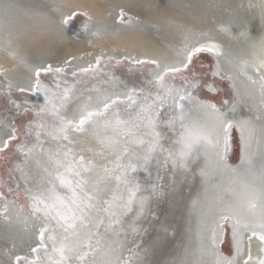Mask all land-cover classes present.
Listing matches in <instances>:
<instances>
[{
  "label": "snow or ice",
  "instance_id": "snow-or-ice-1",
  "mask_svg": "<svg viewBox=\"0 0 264 264\" xmlns=\"http://www.w3.org/2000/svg\"><path fill=\"white\" fill-rule=\"evenodd\" d=\"M0 7L7 17L17 5L6 0ZM67 22L68 19H65L64 23ZM205 52L216 56L219 70L220 58L224 54L220 46L211 41L186 45L179 66L161 65L155 60H134V64L154 66L153 79L150 81L156 86L154 91L145 93L143 89L132 88L123 94V99L106 95L96 106H92V96L89 95L71 117L67 113L76 94L74 86H68L67 80L60 75L65 69L48 65L34 70L35 82L30 78L27 86L19 88V91L24 93L34 89L37 94L43 92L44 104L31 106L27 101L12 103L17 109L23 107L25 112H35V116L41 119L37 125L40 131L33 126L35 122L30 120L29 134L35 132L38 144L42 134L51 137L56 141L57 149L48 154L54 167L51 170L45 169L46 180L35 189H26L32 201V235L37 237L36 246H29V252L43 251L44 256L30 260L27 255H16L15 264H132L118 254L122 245L116 242L101 243L109 234L117 237L121 235L120 229L129 214H135L132 224L136 225L146 212V198L137 196L141 187L130 173L141 167L147 170L155 161L162 167L183 169L195 175V168L190 165L196 159L201 142L216 150L214 171L227 170L224 166L232 144L233 128L240 130L241 141L244 138V125L235 121L236 103L233 102L232 110L228 111L227 100L219 108L216 104L197 102V111L202 115L198 131L186 122L185 106L182 103L185 100L195 101L189 89L202 91L213 88L215 81L209 83L194 71L197 56ZM100 62L101 58L97 57V68ZM248 70H251V74ZM78 71L87 74L93 68L89 64ZM42 72L53 77L47 86L39 79ZM185 72L189 76H184ZM217 74L218 71L213 75ZM242 74L247 86L258 91L264 103V56L259 61H243ZM176 75L182 76L180 89H174L167 83L174 80ZM72 76L77 77L78 72L73 71ZM228 79L233 78L229 76ZM123 102L127 103V108L122 116L116 106ZM43 117L51 120L50 126L43 123ZM217 124L223 136L214 143L207 129ZM5 127L9 130L0 136V145L7 149L17 139V129L14 124ZM99 129L109 135L101 138ZM89 132L102 145V149L99 153L91 148L86 151L104 156V150H110L114 156V159L108 161L111 167L107 164L97 166L94 160L84 155L85 150H77V141L73 135ZM168 133L174 136L170 137ZM253 135L254 129L250 130L249 137ZM167 141L170 143L165 147ZM133 144L139 145L142 150L136 151L131 147ZM20 147L23 150L24 145ZM41 151H44L43 147ZM207 175L202 169L201 176ZM3 218L8 219L6 206ZM218 220L220 232L217 233L215 227L210 230L205 248L208 259L203 264H253L254 240L258 241L259 252L264 253V173L259 187L255 183L245 185L239 199L230 198L223 202ZM229 226L230 240L227 239ZM132 230L136 231L137 228L133 226ZM221 244H227V248L221 250ZM225 251L229 254L225 255ZM258 264H264V258L259 259Z\"/></svg>",
  "mask_w": 264,
  "mask_h": 264
},
{
  "label": "bare ground",
  "instance_id": "bare-ground-1",
  "mask_svg": "<svg viewBox=\"0 0 264 264\" xmlns=\"http://www.w3.org/2000/svg\"><path fill=\"white\" fill-rule=\"evenodd\" d=\"M226 1L235 9H239L245 0ZM11 2H14L17 7L9 12L7 17L0 10V72L16 89L26 87L30 78L34 77V70L38 67H47L48 65L55 68L63 67L67 73H70L81 67H88L89 64L93 65L97 53H105L112 58L124 57L132 65H134V60L147 59L158 61L161 65L179 66L186 45L197 41H211L218 44L224 55L220 58L219 70L215 64L213 73L218 71V77L226 79L232 86L233 101L228 103L226 110L231 111L233 102H235L237 105L235 121L244 125V138L241 141L243 145V149H241L242 158L236 165L227 162L224 166L227 170L222 171L224 174L212 181L210 177L217 173L214 171L217 159L216 150L203 142L198 145L199 152L190 165V167L195 168V175L190 171L180 169L183 175L188 173L193 180L186 206L185 226L190 223L196 213L194 205H199L197 198L208 186L215 188L212 194L214 200L222 202L226 198L228 182L230 181L226 172L234 170L236 179L239 171L255 159L256 147L264 123V109L256 105L255 93L245 85L242 79V59L237 60L238 57L236 58V56L238 55H234L230 46L227 45V41L221 38L220 29L225 30L220 22H217L212 29L176 0H11ZM262 3L264 6V0ZM122 10L127 13L129 20L119 23L117 18ZM76 11L89 16L90 25L86 33L84 32L85 34L72 31L64 23L65 18ZM249 45L254 49L253 43ZM258 52V59L260 60L261 56H264V37L261 39ZM212 56L215 57L216 62V56L213 54ZM230 58L232 59L231 63L228 61ZM154 70V66L146 69L149 84H152L150 81L153 79ZM111 73L106 69L103 75L98 76L99 81H95V78L98 79L96 74L88 86L70 102L67 113L69 117L77 111L79 105L84 103L89 95L92 96V106H96L103 96L112 95L114 98L121 97L123 99V94L130 89L139 90L142 87L139 86L137 80L133 81L135 78L130 80ZM229 76L233 79H228ZM32 82H35L34 78ZM167 83H170L174 89H180L182 85H175L170 81ZM233 84H235V88H233ZM217 90L219 89L217 88ZM210 91H215L214 86ZM181 94L183 93L181 92ZM192 95L195 101H189L187 105L186 122L198 131L202 115L198 113L196 103L213 104V101L204 100L197 90H192ZM242 103L246 107H243ZM122 104L124 107L126 106L120 109L123 116L127 103L123 102ZM9 119L6 118L0 122V136L9 130L8 127H5L11 126ZM252 129H254V135L250 138L249 132ZM98 131L101 138L109 135L103 129ZM207 131L214 143L223 136V133L219 131L218 124L209 127ZM239 133L241 138L240 130ZM73 139L77 141V150H85L84 155L88 159L94 160L97 166L106 164L109 167L112 166L108 163L109 160L114 159L110 150L105 149L104 156L94 155L93 152L86 151L91 148L99 153L102 149V145L93 138L91 132L73 135ZM41 147L44 149L43 152ZM131 147L136 151L142 150L136 144L131 145ZM165 147H167L166 142ZM31 149L33 151H27V160L33 164L30 166V171L22 170L21 175L23 180H30L35 189L36 186L46 180L45 169L51 170L54 167L49 161L48 154L57 149V143L51 137L42 134L39 144L37 143L36 147ZM164 168L153 161L147 170L141 167L134 173H130V176L134 177L140 187H146L145 191H140L137 196L146 198L148 205L152 204L156 195H159L161 188L158 187V183L163 178ZM202 169L208 173L206 177L201 176ZM188 178L190 177L188 176ZM153 185L156 186L155 190ZM5 206L7 207L8 219L5 220L3 216H0V264H15L16 255L34 257L29 252V246L34 247L36 245L37 237L32 235L33 220L30 212L21 208L14 201L0 198V214L2 215ZM30 208H32V202ZM134 215L132 213L127 217L119 237L109 234L103 240L105 244L116 242L122 245L118 254L122 255L124 260L127 257L125 253L145 223V221L142 220L144 222L142 223L139 220L136 225H133ZM218 223V219L213 223L217 233L220 232ZM133 226L137 228L136 231L132 230ZM41 252L42 256L40 257H43L44 253ZM257 258L253 256V264H256ZM192 259L190 264H196L198 258L192 257Z\"/></svg>",
  "mask_w": 264,
  "mask_h": 264
},
{
  "label": "rangeland",
  "instance_id": "rangeland-1",
  "mask_svg": "<svg viewBox=\"0 0 264 264\" xmlns=\"http://www.w3.org/2000/svg\"><path fill=\"white\" fill-rule=\"evenodd\" d=\"M176 1H178L180 5H184L183 7H185L186 10L197 16L212 29H214L213 27L215 22H212V20L208 18L209 15L212 18L216 16L217 18H220V20H225V22L229 24L228 28L238 33L236 36L238 39L236 40V38L229 35L230 30L228 28L226 32L222 30V33H224L222 36L217 33L214 34L220 35L224 41H227V45L230 46L232 53L234 55H238L236 56V58L238 57L237 60H245V58L250 55L251 59L259 61L258 50L261 39L264 37V9L260 0H245L244 3H242L241 8L235 9L239 16L230 11H233L234 7H232L226 0ZM3 3H5V0H0V6H2ZM0 10L3 11L2 7H0ZM65 19H68V22L65 24H67L72 31L79 32L80 34L84 32L86 33L87 28L90 25L89 16L80 11L74 12ZM117 20L119 23H121L120 21L126 22L129 20V16L122 10L120 11ZM239 32L245 33V35L240 36L241 34H239ZM250 43H253L254 49L249 45ZM97 57L101 58V62L98 68L94 63L92 65L93 71L90 73L82 74L79 73V69H77L74 70L78 72L77 77L72 76L73 71L70 73L64 71L60 74L64 80H67L68 86H74L73 91L76 94L74 98H76L82 90L88 86L89 82L96 77V74L97 77L103 75L106 69H108L110 73L112 71L113 74H111L115 76L118 75L126 77L130 80L135 78L133 81L137 80L139 86L143 87H141V89H143L144 92H148L149 90L154 91L156 86L148 83L149 77L146 74V69L153 65H132L124 57L112 58L105 53H97L94 59L96 60ZM145 60L149 61L147 59ZM229 60L232 59L230 58L228 61ZM215 64V57L212 56V54L206 52L201 53L196 58L194 71L211 83L215 81L213 84L215 88L214 92L208 90L207 88L202 91L197 90V92L204 100H212L213 104H216L219 108L223 101H233L234 92L232 91V86H230L226 79H221L218 75H213ZM183 75L189 76L186 72L183 73ZM241 75L245 85L247 86L245 76L242 73ZM52 78L53 77L50 74L44 72H42L39 77L41 83L45 86L49 85ZM99 80V77L98 79L95 78V81ZM170 82L175 85H181L182 76L176 75L174 80ZM217 88L219 90H217ZM192 90L193 89H189L191 92ZM253 92L256 95V105L259 108L264 109V103H262L258 91ZM43 95V92L37 94L34 89L21 93L19 88L16 89L13 87L7 81L4 74L0 72V122H3L6 118H10L9 120L11 125L14 124L17 129L15 132L17 139L11 143L7 149H4L3 146L0 147V192L3 193L0 198H4L5 200L11 202L14 201L21 208L30 213L32 212V208H30L32 201L30 196L26 193V189H34V186L30 180H23L21 173L23 172L22 170L30 171V166L33 162L32 164L28 162L27 151L37 145L35 132L29 134V121L33 120L35 122L33 126L36 127L37 131H40L37 125H39L41 119L35 116V112H25L23 107L17 109L12 101H15L16 103H23L24 101H27V103L31 106L43 105ZM182 103L185 106L186 112V110H188L187 105L189 104V101L187 102V100H185ZM242 105L243 107H246L244 103H242ZM116 107L120 110L126 106L124 107L122 103H119ZM178 110L179 109H177V111ZM43 123L46 126H50L51 120L48 117H43ZM168 135L170 137L174 136L173 133H168ZM231 136L232 144L227 154V162L231 165H236L242 158L239 129L233 128ZM41 137L42 135L40 138ZM169 143L170 141L166 142L167 146ZM21 145H24L23 150H21ZM164 171L163 178L158 183V187L161 188L158 193L159 195H156L153 198L152 204L145 205L146 212L139 219L142 223L145 221L144 226L137 234V237L129 247V250L125 253L127 256L125 261L130 260L132 264H190L192 257H197L198 261L196 264H203V262L208 259L205 254V248L208 245L210 230L213 228L215 220L218 219V213L223 202L228 201L230 198L239 199L245 185L255 183L256 186L259 187L261 183L262 173H264V123L256 147L255 159L251 163L246 164L244 168L239 171V175L236 179L234 170H228L226 172V175L230 180L228 182L229 186L226 198L222 202H217L212 198L215 188L208 186L206 190L197 198L199 205H194L196 213L190 223L186 226V206L191 189L190 187L193 185V180L190 174L187 173L190 177L188 178L187 174L183 175L180 169L172 170L170 167H165ZM222 174L224 173L219 171L210 178L213 181L216 178L218 179V177ZM143 188L144 190H142ZM143 188L141 187V191H145L146 187L144 186ZM234 193L235 196H233ZM0 216L2 217L3 215L0 214ZM227 239H231L230 226L228 228ZM101 243L102 245L105 244L103 240ZM257 243L258 241L254 240L252 247L253 256L258 257L256 264H258L259 259L264 258V253L259 252ZM220 248L221 250H225L227 248V244H221ZM224 254L228 255L229 253L225 251ZM31 256L34 257H30L31 259L29 257L28 258L30 260H35L37 256H42V252L31 253Z\"/></svg>",
  "mask_w": 264,
  "mask_h": 264
},
{
  "label": "flooded vegetation",
  "instance_id": "flooded-vegetation-1",
  "mask_svg": "<svg viewBox=\"0 0 264 264\" xmlns=\"http://www.w3.org/2000/svg\"><path fill=\"white\" fill-rule=\"evenodd\" d=\"M260 3H261V5L263 6V3H262V0H260ZM259 3V4H260ZM234 10L232 11V10H230L233 14H235V15H237V16H239L238 14H237V12L235 11V8H233ZM263 9H264V6H263ZM208 18H210V20H212V22H215V25L217 24V22H220L222 25H223V27H224V30H225V32H226V30H227V28L229 27V24H227L226 22H225V20H220V18H217L216 16H214L213 18L212 17H210V15L208 16ZM229 30H230V32H229V35L230 36H233L234 38H236V40L238 39L236 36H237V34L238 33H236V32H234L232 29H230V28H228ZM220 34L221 35H223L224 33H222V30L220 29ZM239 34H241L240 36H244L245 35V33H241V32H239ZM240 40V39H239ZM248 51V50H247ZM246 57V56H245ZM251 58V57H250ZM248 56L245 58V60H253V59H250ZM245 60H243L242 59V61H245ZM254 61V60H253ZM249 71V74H251V70H248Z\"/></svg>",
  "mask_w": 264,
  "mask_h": 264
}]
</instances>
